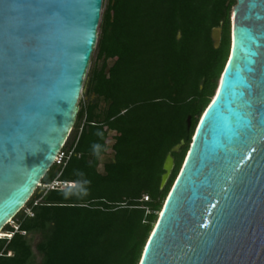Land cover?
<instances>
[{
    "label": "water",
    "instance_id": "1",
    "mask_svg": "<svg viewBox=\"0 0 264 264\" xmlns=\"http://www.w3.org/2000/svg\"><path fill=\"white\" fill-rule=\"evenodd\" d=\"M102 2L0 0V230L73 128ZM228 28L217 88L138 264H264V0H235ZM211 38L218 47L221 26ZM173 165L168 153L161 187Z\"/></svg>",
    "mask_w": 264,
    "mask_h": 264
},
{
    "label": "trees",
    "instance_id": "2",
    "mask_svg": "<svg viewBox=\"0 0 264 264\" xmlns=\"http://www.w3.org/2000/svg\"><path fill=\"white\" fill-rule=\"evenodd\" d=\"M234 3L107 0L95 47L100 62L86 82L93 97L80 104L65 145L72 153L41 179L72 184L34 192L31 214L18 212L17 229L7 225L11 236H0V264H138L217 88ZM168 153L174 168L161 187Z\"/></svg>",
    "mask_w": 264,
    "mask_h": 264
},
{
    "label": "rangeland",
    "instance_id": "3",
    "mask_svg": "<svg viewBox=\"0 0 264 264\" xmlns=\"http://www.w3.org/2000/svg\"><path fill=\"white\" fill-rule=\"evenodd\" d=\"M106 2H107V0H103V2H102L101 13H102V11H103V9H104V6H105ZM97 31H98V33H99V26H98ZM99 62H100V60H97V59H96V48H94V50H93V52H92V54H91V57H90V61H89L88 68H87V70H86V75L84 76V79H83L82 90H81V92H80V98L78 99V106H79V107H80V104H83L85 101H87L88 99H91V98L93 97L92 95L88 94V92L86 91V82H87L88 74H89L90 70L92 69L93 65H94V64H97V65H98ZM218 81H219V78H218V80H217V85H218ZM199 116H200V115H199ZM199 116H198V118H199ZM71 132H72V130H71L70 133H69L68 139L70 138ZM191 137H192V136H191ZM189 144H190V142H189ZM189 144H188V146H189ZM110 154H111V152H110V149L108 148L105 157H108ZM183 158H184V157H183ZM180 165H181V164H180ZM173 168H174V165H173ZM173 168H172V170H173ZM172 170H171V173H172ZM171 173H170V175H171ZM40 189H41V187L38 186L37 189L35 190V192H39ZM32 196H33V195H32ZM26 204H27V203H26ZM20 211L26 212V211H27L26 205H25ZM14 224H15V222H14V220L12 219L7 225H9V226H14ZM7 225H5V226L2 228V230L0 231V236H6V233H7V232H6V231H7V230H6V226H7ZM38 240H39V236H38V235H34V236L32 237V240H31L32 247H33V250H34L35 252H36V250H35V244H36V242H37ZM36 261H37V262L39 261V257H38V256H37V258H36Z\"/></svg>",
    "mask_w": 264,
    "mask_h": 264
},
{
    "label": "built area",
    "instance_id": "4",
    "mask_svg": "<svg viewBox=\"0 0 264 264\" xmlns=\"http://www.w3.org/2000/svg\"><path fill=\"white\" fill-rule=\"evenodd\" d=\"M67 141H68V138L66 139V142ZM66 142L61 147V149L59 150V152L56 154V156L54 158V161H53V164H56V165L64 164L65 161L67 160V158L72 153V149H66L65 148ZM70 184H72V183L71 182L59 181V180H57L55 178L54 180H52L50 182H40L38 184V186L41 187L40 190H42V189L48 190V189H55V188H64L66 185H70ZM34 203H36V202H34ZM26 212L27 213H30L29 208H27V211ZM14 228L17 229V226L15 224H14ZM22 233H24V232H22ZM10 236H11V233H8L7 237H10Z\"/></svg>",
    "mask_w": 264,
    "mask_h": 264
},
{
    "label": "bare ground",
    "instance_id": "5",
    "mask_svg": "<svg viewBox=\"0 0 264 264\" xmlns=\"http://www.w3.org/2000/svg\"><path fill=\"white\" fill-rule=\"evenodd\" d=\"M1 230H2V229H1ZM1 230H0V231H1ZM7 235H8V233H6V236H7Z\"/></svg>",
    "mask_w": 264,
    "mask_h": 264
}]
</instances>
